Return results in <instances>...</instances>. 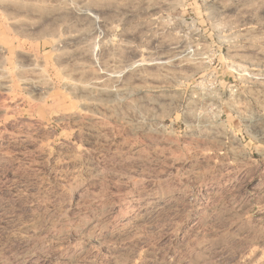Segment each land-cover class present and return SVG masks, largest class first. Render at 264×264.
Segmentation results:
<instances>
[{"label": "rangeland", "instance_id": "1", "mask_svg": "<svg viewBox=\"0 0 264 264\" xmlns=\"http://www.w3.org/2000/svg\"><path fill=\"white\" fill-rule=\"evenodd\" d=\"M0 264H264V0H0Z\"/></svg>", "mask_w": 264, "mask_h": 264}, {"label": "bare ground", "instance_id": "2", "mask_svg": "<svg viewBox=\"0 0 264 264\" xmlns=\"http://www.w3.org/2000/svg\"><path fill=\"white\" fill-rule=\"evenodd\" d=\"M141 62H143V61H141ZM117 72H110V73H108V77L109 78H116L118 75L116 74Z\"/></svg>", "mask_w": 264, "mask_h": 264}]
</instances>
